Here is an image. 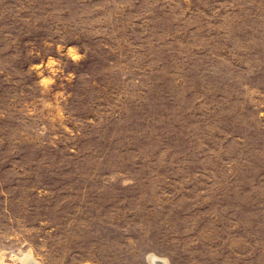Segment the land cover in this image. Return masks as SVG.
I'll list each match as a JSON object with an SVG mask.
<instances>
[{
	"label": "rangeland",
	"instance_id": "374dc122",
	"mask_svg": "<svg viewBox=\"0 0 264 264\" xmlns=\"http://www.w3.org/2000/svg\"><path fill=\"white\" fill-rule=\"evenodd\" d=\"M153 251L264 264V0H0V255Z\"/></svg>",
	"mask_w": 264,
	"mask_h": 264
},
{
	"label": "clouds",
	"instance_id": "9594fccd",
	"mask_svg": "<svg viewBox=\"0 0 264 264\" xmlns=\"http://www.w3.org/2000/svg\"><path fill=\"white\" fill-rule=\"evenodd\" d=\"M45 46L51 48L53 47V44L48 43L47 41H44ZM65 45L62 44H55V49L57 54L60 56L62 55L67 60L73 62V63H79L80 61L85 59V55H81L80 49L77 47H67L65 51ZM32 51L30 50L28 52V55H32ZM35 55L39 57V52H36ZM62 60L53 58L51 55L47 56L46 62L44 60H41L39 64H33L29 68V72L35 71L37 74V77H39L38 83L48 88L51 85L56 84V80L52 78L53 75L57 71H60L59 66L61 65ZM47 73L48 75H45ZM68 77H74L73 73H68ZM134 182L131 178H122L121 179V186H127L129 184H132ZM34 253V250H32ZM33 264H40V261L35 259V255L33 254L32 257ZM144 264H173L172 258L167 255H159L156 252H147L143 255ZM0 264H15V261L10 258H5L2 255H0ZM81 264H92V259L81 257Z\"/></svg>",
	"mask_w": 264,
	"mask_h": 264
}]
</instances>
